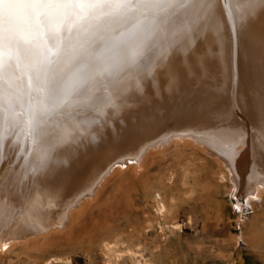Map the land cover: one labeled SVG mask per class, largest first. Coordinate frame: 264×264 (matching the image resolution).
Listing matches in <instances>:
<instances>
[{"label": "bare ground", "instance_id": "1", "mask_svg": "<svg viewBox=\"0 0 264 264\" xmlns=\"http://www.w3.org/2000/svg\"><path fill=\"white\" fill-rule=\"evenodd\" d=\"M145 11L143 26H160L151 51L138 66L100 77L66 112L44 117L39 136L26 63L13 60L9 70V49L0 42V252L42 230L43 218L44 231L73 221L111 174L139 169L170 144L198 143L215 155L233 188L247 185L245 198L264 191V0H217L210 13ZM84 15L41 8L21 22L16 39L42 52L59 32L64 44L78 45L72 21L89 27L106 20L97 12L81 21ZM243 160L248 181L238 171ZM155 210L165 212L158 201Z\"/></svg>", "mask_w": 264, "mask_h": 264}, {"label": "rangeland", "instance_id": "2", "mask_svg": "<svg viewBox=\"0 0 264 264\" xmlns=\"http://www.w3.org/2000/svg\"><path fill=\"white\" fill-rule=\"evenodd\" d=\"M237 185L198 143L166 145L111 174L73 221L44 231L43 218L42 230L1 250L0 264H264V191L245 198Z\"/></svg>", "mask_w": 264, "mask_h": 264}, {"label": "snow or ice", "instance_id": "3", "mask_svg": "<svg viewBox=\"0 0 264 264\" xmlns=\"http://www.w3.org/2000/svg\"><path fill=\"white\" fill-rule=\"evenodd\" d=\"M216 3L217 0H0V42L9 49L7 68L11 70L17 66L13 60L22 58L26 63L29 89L36 93L33 114L39 117L37 135L43 134L44 117L66 112L73 100L86 95L100 77L111 74L117 67L123 70L138 66L146 52L151 51L154 46L151 41L160 26L155 20L143 26L139 16L146 17V9H155L159 13L187 7L210 13ZM44 7L62 12L78 9L85 14L81 21L97 19V12H101L106 20L103 25L89 27L72 21L77 34L82 37L78 45L64 44L60 33L56 32L48 37L42 52L21 47L16 39V29L30 12ZM129 12L139 15L129 16ZM114 24H119L120 28H114ZM3 55L0 52V73L5 67Z\"/></svg>", "mask_w": 264, "mask_h": 264}]
</instances>
